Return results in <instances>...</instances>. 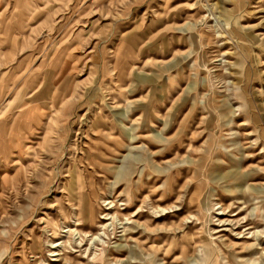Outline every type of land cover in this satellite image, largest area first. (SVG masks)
<instances>
[{
  "label": "rangeland",
  "instance_id": "rangeland-1",
  "mask_svg": "<svg viewBox=\"0 0 264 264\" xmlns=\"http://www.w3.org/2000/svg\"><path fill=\"white\" fill-rule=\"evenodd\" d=\"M0 264H264V0H0Z\"/></svg>",
  "mask_w": 264,
  "mask_h": 264
},
{
  "label": "bare ground",
  "instance_id": "bare-ground-1",
  "mask_svg": "<svg viewBox=\"0 0 264 264\" xmlns=\"http://www.w3.org/2000/svg\"><path fill=\"white\" fill-rule=\"evenodd\" d=\"M118 178H122V175L121 174H119L118 175ZM182 200V199H181ZM180 200V201H181ZM113 203L111 202V203H109V205H111L112 207L111 208H109V210L111 211V210H113L114 211V208H116L114 205H112ZM116 210V209H115ZM165 209H162V212H160L159 211V213H165ZM143 213H144V211H139V212H137V214H136V216H142L143 215ZM157 214H158V212H157ZM167 214V213H166ZM115 218H116V214H114V215H111V214H107L106 216H105V218H104V220L105 221H111V220H113V223L110 225L111 227H113L114 228V226H115ZM156 218H159V217H156ZM155 218V219H156ZM102 228H103V230L105 231V234L107 235V232H106V230H108L109 229V226H108V224H102ZM115 229H116V227H115ZM249 230H251V229H249ZM113 231H114V229H113ZM68 232H70V231H68ZM254 235V234H253ZM257 235V234H256ZM93 240H97V239H93ZM80 243V242H79ZM83 244V243H82ZM63 244L61 243V244H56V246H54V248H59L60 246H62ZM54 254H53V257H58V256H60V254H57V252L55 251V252H53Z\"/></svg>",
  "mask_w": 264,
  "mask_h": 264
}]
</instances>
